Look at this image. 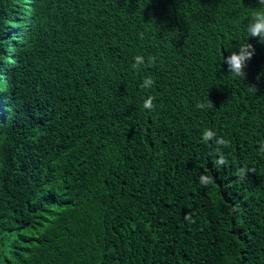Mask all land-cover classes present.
<instances>
[{
  "label": "trees",
  "instance_id": "1",
  "mask_svg": "<svg viewBox=\"0 0 264 264\" xmlns=\"http://www.w3.org/2000/svg\"><path fill=\"white\" fill-rule=\"evenodd\" d=\"M260 7L0 0V264H264Z\"/></svg>",
  "mask_w": 264,
  "mask_h": 264
},
{
  "label": "clouds",
  "instance_id": "2",
  "mask_svg": "<svg viewBox=\"0 0 264 264\" xmlns=\"http://www.w3.org/2000/svg\"><path fill=\"white\" fill-rule=\"evenodd\" d=\"M259 4L261 7L253 10L250 14V19L245 25V32L248 38L254 37L259 42H264V0H259ZM225 49H234L231 50L226 56L223 55L222 58L229 73H232L236 77L244 78L246 75V64L255 53L253 44L249 43L247 39L245 42L240 43L237 47ZM135 60L137 64L143 63L142 57L137 56ZM262 75H264V73H262ZM143 83L145 87H148L152 84V80L151 78H145ZM143 106L146 109H150L153 106L152 97L144 99ZM207 135L211 136L212 133L209 132Z\"/></svg>",
  "mask_w": 264,
  "mask_h": 264
}]
</instances>
